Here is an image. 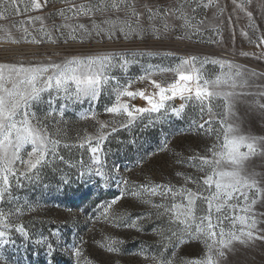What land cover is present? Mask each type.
Listing matches in <instances>:
<instances>
[{
  "label": "rangeland",
  "instance_id": "1",
  "mask_svg": "<svg viewBox=\"0 0 264 264\" xmlns=\"http://www.w3.org/2000/svg\"><path fill=\"white\" fill-rule=\"evenodd\" d=\"M14 2L15 7L13 0H0V65L28 67L104 56L111 64L95 100L66 99L63 92H53L56 99L50 108L44 93L30 108L35 113L31 123L59 141L57 153L63 160L52 159L27 175L20 174L26 171L23 165H15L17 176H9L0 212L8 223L22 225L27 236L10 231L11 242L0 244V264H158L165 259L168 264H189L205 258L203 240L190 239L183 225L170 223L165 214L179 199L161 195L160 189L152 195L141 186L199 191L209 170H201L190 158L211 156L208 150L221 143L216 133L222 119L238 128L239 135L264 137V0H125L119 9L93 7L88 15L79 7L96 6L100 0H37L40 8L33 7V0ZM182 61L188 63L181 66ZM181 72L198 75L201 87L204 80L217 77L235 80L234 87L231 80L216 89L208 86L209 91L235 93L227 115L222 98H212L211 130L205 123L207 108L202 113L197 102L180 95L166 100L159 112L139 114L131 124L126 114L105 111L116 103L117 88L142 91L158 101L160 88L176 84ZM179 83L196 86L195 80ZM120 103L129 110L149 107L140 96L123 95ZM181 105L177 116L172 109ZM101 134L105 139L97 164L86 139L95 146ZM30 151V145L21 150L24 160ZM245 166L264 187V155L250 157ZM121 192L123 197L105 218L99 206ZM196 204L197 215H202L199 209L207 205L200 200ZM252 210L260 221L256 235H264V202L258 199ZM223 224L226 232L239 235L240 225L230 227L227 220ZM37 240L53 243L51 256L46 243ZM218 264H264V240L233 241Z\"/></svg>",
  "mask_w": 264,
  "mask_h": 264
},
{
  "label": "snow or ice",
  "instance_id": "2",
  "mask_svg": "<svg viewBox=\"0 0 264 264\" xmlns=\"http://www.w3.org/2000/svg\"><path fill=\"white\" fill-rule=\"evenodd\" d=\"M124 2L125 0H119V2L118 0H110V3L105 4L104 0H100V3L96 6L81 5L78 11H83L85 15H88L93 7L97 11H104L105 8L119 9ZM13 7H15L14 0ZM33 7L40 8L41 5L37 0H33ZM132 15L137 17L139 15L135 8H132ZM152 15L153 13L150 10L149 19L152 18ZM105 23L111 24L112 22L105 21ZM79 27L83 28L84 26L79 25ZM261 43H264V37L261 38ZM191 59L195 60V57ZM124 63L126 64L127 61ZM187 63L188 61H182L181 66ZM110 64V58L104 56L85 59L73 57L62 63L49 62L28 67L23 65L18 67L15 65H0V185H2L0 187V201H3L8 188L9 176H17L15 169L17 162L26 169L25 172L20 174L27 175L33 170L38 172L40 168L49 164L52 159L63 160V157H60L57 153L59 141L51 139L43 126L36 127L31 123L30 117H35V113L30 111L32 105L42 98V94L47 93L51 108L56 99L52 95L53 92L56 93V96L63 92L66 99L89 98L95 100L108 80L105 69ZM181 66H178L177 71H180ZM240 75L239 72L236 73V76ZM199 79L198 75L192 76L181 72L179 81L195 80V88L180 84L178 81L168 89L160 88L158 101H154L152 96H146L142 91L131 92L127 91V88L123 90L117 88L116 103L111 107H107L105 111L108 113H124L128 118V123L131 124L139 114L159 112L164 107L166 100L180 95L185 100L197 102L202 113L207 108L209 121H205V123L209 124V130H211V123L215 122L211 120L212 98H222L223 114L227 115L233 109L235 93L209 91L208 86L216 89L221 84H228L231 80V86L234 87L236 82L231 77L224 80L217 77L212 81L204 80V87H201ZM169 92L171 96L166 95ZM123 95L128 97L140 96L147 101L149 107L129 110L127 104L120 103V97ZM183 107L184 105H181L180 108H174L172 111L179 116ZM261 107H264V105H261ZM49 115H52V111L49 112ZM59 115H63V109L59 110ZM220 124L222 127L216 133V139L220 140L221 143L219 145L214 144L208 150L211 156H194L190 158L191 161L198 162L201 170L205 166L209 170L208 174L199 182V191L193 192L187 188L174 191L172 187L164 185L149 188L141 186V191H148L152 195H156L157 189H160L161 195L171 194L174 201L179 199V203L174 202L165 208V214L168 215L169 222L183 225L184 234L192 240H203L207 248L205 258L191 260L189 264H218L219 258L225 255V250L232 245L233 241L238 240L244 243L253 239L264 240V235H256V232L261 231L257 228L260 221L257 220L256 213L252 210L258 199L264 202V187L260 186L261 181L257 179V174L249 172L245 166L250 157L257 154L264 155V137L256 138L239 135L238 128L231 123H227L224 119L220 121ZM104 127L105 125L102 124L101 129ZM199 127L204 128V125L201 124ZM104 139L103 134L97 136L95 146H93L91 138L86 139L93 161L97 164L100 163L99 155L102 154L101 144ZM26 145L31 146V151L27 153L28 159L24 160L21 156V150ZM241 149H246V151H241ZM222 162L225 166H222ZM96 172L98 175H102L99 170H96ZM83 175L84 173H81V176ZM249 193H251V196ZM123 195L124 193L121 192L120 197H115L111 202L100 205L101 215L107 218L112 204L116 203V200L122 198ZM197 200H200L202 205H207L206 208L201 207L199 209L203 213L202 215H197ZM226 209H231L233 213L238 209L243 214L229 215ZM214 214L216 216L215 221L213 220ZM224 220L229 222L230 227L240 225L239 235L233 231L226 232L223 224ZM0 226H2L0 227V244L11 242L10 231L12 229L18 231L22 236H27L22 225L8 223L7 217L2 212H0ZM52 235L55 236L56 233ZM35 243H46L50 256L55 251L51 242L37 240ZM108 250L114 251L115 249L109 247ZM75 252L79 256L80 249L76 248ZM158 264H168V261L166 259L161 260Z\"/></svg>",
  "mask_w": 264,
  "mask_h": 264
}]
</instances>
